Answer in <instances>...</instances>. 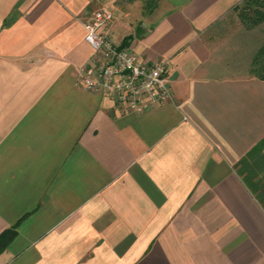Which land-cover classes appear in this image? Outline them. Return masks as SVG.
<instances>
[{"label":"crops","instance_id":"1","mask_svg":"<svg viewBox=\"0 0 264 264\" xmlns=\"http://www.w3.org/2000/svg\"><path fill=\"white\" fill-rule=\"evenodd\" d=\"M243 1L0 0V264H264L243 180L264 150L241 166L264 81L222 34ZM100 9L115 46L166 64L172 102L125 113L77 87Z\"/></svg>","mask_w":264,"mask_h":264},{"label":"built area","instance_id":"2","mask_svg":"<svg viewBox=\"0 0 264 264\" xmlns=\"http://www.w3.org/2000/svg\"><path fill=\"white\" fill-rule=\"evenodd\" d=\"M110 20V12L100 9L83 22L92 65L79 76L77 87L89 94L110 97L116 109L125 113H143L172 102L166 64L140 63L132 48L115 46L106 29Z\"/></svg>","mask_w":264,"mask_h":264},{"label":"rangeland","instance_id":"3","mask_svg":"<svg viewBox=\"0 0 264 264\" xmlns=\"http://www.w3.org/2000/svg\"><path fill=\"white\" fill-rule=\"evenodd\" d=\"M243 4L239 6L241 9ZM259 11L264 12V1L258 7ZM253 10L245 11L246 16H251ZM241 10L234 11L223 24L222 34L233 44V54L237 58L241 69H247V73L258 76L260 66L264 65V55L258 53L264 45V22L255 27L245 25L240 16ZM242 13V12H241ZM243 67V68H242ZM245 69V70H246Z\"/></svg>","mask_w":264,"mask_h":264},{"label":"trees","instance_id":"4","mask_svg":"<svg viewBox=\"0 0 264 264\" xmlns=\"http://www.w3.org/2000/svg\"><path fill=\"white\" fill-rule=\"evenodd\" d=\"M264 0H244L243 6L240 9L239 7L235 8V12L241 10L239 13L242 17L243 21H245V25L250 27H255L264 22V12L259 11L258 7ZM252 9L253 14L251 16H246L245 11ZM125 47V46H123ZM259 56L264 55V45L260 49ZM259 79L264 81V65L260 66L258 71ZM264 150V141L261 142L258 146H256L247 157L241 162V166H243L242 170H249L252 167L257 165V157L261 156L262 151ZM253 165V166H252ZM243 180L247 186L251 189L253 194L257 197L258 201L264 206V175L261 177L257 176H243ZM1 249V246H0Z\"/></svg>","mask_w":264,"mask_h":264}]
</instances>
